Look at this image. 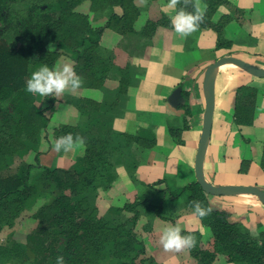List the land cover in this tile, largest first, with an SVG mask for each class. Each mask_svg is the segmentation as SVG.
Returning a JSON list of instances; mask_svg holds the SVG:
<instances>
[{
	"label": "trees",
	"instance_id": "16d2710c",
	"mask_svg": "<svg viewBox=\"0 0 264 264\" xmlns=\"http://www.w3.org/2000/svg\"><path fill=\"white\" fill-rule=\"evenodd\" d=\"M84 1L90 2L91 11L111 9L103 27L93 28L88 18L76 11ZM134 0H0V231L13 227L15 219L34 196L30 184L31 171L35 165L20 163L13 168L16 158H24L31 151L37 152L41 135L49 124L47 112L54 104L53 96L34 95L26 91V82L33 71L46 64L54 68L61 57L69 58L81 77L80 86L103 89L109 73L119 76L117 95H127L133 82L128 66L117 67L111 56L98 54V44L104 29L120 35L132 33L138 16ZM206 9L199 28H208L217 35L216 48H229L223 29L230 20L222 17L217 23L212 16L221 5L229 6L228 0H202ZM26 4V7H21ZM119 7L121 15L112 11ZM193 0H178L176 10L195 11ZM172 28L170 20L162 16L156 22L147 21L140 35L150 38L158 27ZM55 43L57 50L48 45ZM180 108L190 116L188 94ZM257 90L242 85L234 97V123L237 126L253 124ZM72 103L84 117L76 126L62 125L55 130V138L71 132L84 138L83 152L67 169L43 168L39 175L44 188H52L58 195L36 212L39 226L26 235V244L13 242L0 245V264L13 260L28 261L26 246L33 255L31 264H55L58 255L66 264H100L103 250L107 247L116 258L133 256L120 264H153L145 257V247L139 240L135 226L141 210L166 219L165 206L184 198L186 208L193 210L192 202L200 201L211 211L199 218L212 235L210 248L201 247V235L197 231H182L195 237V246L188 249L189 255L198 264H212L218 254L233 264H264V229L259 228V239L242 232L236 223L227 220L225 212L211 207L207 194L196 182L178 189H170L166 179L147 186V193L123 207H112L102 216L97 215L94 204L97 191L107 190L116 180V167L122 165L131 178L137 163L131 155V147L137 144L151 148L155 134L143 129L137 135L117 133L112 122L119 113L113 105L105 106L84 99ZM38 104H44L39 107ZM184 128H188L185 124ZM181 129L169 127V134L177 143ZM38 155L35 156L37 161ZM260 166L264 173V155ZM248 160H242L239 172H247ZM165 184L158 190L155 186ZM132 213L124 221L122 213ZM140 256L139 262L135 257Z\"/></svg>",
	"mask_w": 264,
	"mask_h": 264
},
{
	"label": "crops",
	"instance_id": "0c3cea01",
	"mask_svg": "<svg viewBox=\"0 0 264 264\" xmlns=\"http://www.w3.org/2000/svg\"><path fill=\"white\" fill-rule=\"evenodd\" d=\"M193 1L205 11L206 6L202 0ZM228 1L231 5L219 6L212 16V22L217 23L225 16L230 18L224 26L223 37L231 46L217 49V35L208 28H198L182 36L174 31L173 26H160L150 38L142 37L140 33L147 21L156 22L166 16L171 22L177 10L167 7L168 0H134L138 9L134 32L120 35L111 29H104L98 44L101 57L111 56L117 67L128 66L132 72L133 82L127 95L118 97L119 76L109 73L103 89L80 86L53 96L54 104L47 112L49 124L41 135L37 155L46 142L47 132L55 133L62 125L74 127L83 120L84 117L72 101L90 100L105 106H115L114 112L119 113L112 122L115 132L137 135L139 131L148 129L155 134V144L151 148L132 145L131 155L137 163L132 172L133 177L122 165H118L116 180L107 190H99L103 198L101 202L106 208L123 207L124 204L134 202L137 197L147 193L148 185L163 179L168 181L172 190L195 182L194 161L205 109L204 70L224 56L236 57L264 68V0ZM87 3V11H76L87 16L91 27H103L111 12L110 7L94 12L90 10V2ZM112 11L117 15L122 13L119 7H113ZM62 58L68 59L73 66L69 58L61 57L55 67ZM242 85L257 90L251 126H237L234 123L235 91ZM177 88L181 90L180 102L177 108H173L168 98ZM182 93L188 94L189 117L180 108L185 101ZM53 119H56L58 125H53ZM185 124L188 128H184ZM169 127L181 129L182 144L171 137ZM83 148L64 154L53 151L52 147L49 153L54 156L58 154L55 166L44 167L67 169L82 154ZM263 155L264 78L253 77L231 64L224 65L217 69L215 75L214 112L203 161L204 178L214 186H256L264 189V173L260 166ZM242 160L249 161L245 173L238 171ZM164 188L163 183L155 186L158 190ZM207 199L213 209L227 214L229 222L236 223L242 232L259 239L258 225L264 229V206L257 197L207 195ZM165 211L166 219L155 217L144 210L140 212L135 232L144 244L145 257L151 259L153 264H198L189 255L188 249L180 252L165 251L160 243L162 230L179 224L182 231H197L201 235L203 249L210 248L213 242L210 230L194 215L193 210L186 208L184 202H169ZM212 264L233 263L218 254Z\"/></svg>",
	"mask_w": 264,
	"mask_h": 264
},
{
	"label": "clouds",
	"instance_id": "9594fccd",
	"mask_svg": "<svg viewBox=\"0 0 264 264\" xmlns=\"http://www.w3.org/2000/svg\"><path fill=\"white\" fill-rule=\"evenodd\" d=\"M178 0H168V8H176ZM204 19V10L199 6L195 11L189 12L181 8L176 11L171 18V24L176 33L187 36L196 31ZM82 83L81 77L77 74L72 63H64L63 66L50 68L44 64L37 70L33 71L26 82V91L34 95L59 96L66 90H75ZM84 138L79 134L73 135L71 132L56 138L53 151L67 154L84 145ZM193 213L198 218H203L211 211L210 208L202 205L200 201L192 202ZM160 243L165 251L180 252L184 249H191L195 246V237L192 235L182 234L179 224L165 227L160 236ZM55 264H66L65 258L58 255Z\"/></svg>",
	"mask_w": 264,
	"mask_h": 264
},
{
	"label": "rangeland",
	"instance_id": "374dc122",
	"mask_svg": "<svg viewBox=\"0 0 264 264\" xmlns=\"http://www.w3.org/2000/svg\"><path fill=\"white\" fill-rule=\"evenodd\" d=\"M88 2V1H87ZM84 2L82 5H79L76 10L77 11H87L88 3ZM21 7H26V4ZM48 49L57 50V45L55 43H51L48 45ZM239 59V58H238ZM242 60V59H241ZM64 61L62 64L61 62ZM70 62L68 59H61L58 63V66H62L64 63ZM71 63V62H70ZM39 107H44L45 105L38 104ZM53 125H58L56 123V119L52 120ZM68 123L72 124L73 121H69ZM50 134V135H49ZM46 133V142L44 145L40 147V153L38 155L37 161H35V156L37 155L36 151H31L24 158H16L13 162V168L17 167L20 163L24 164H32L35 165V169L31 171L30 184L33 185L34 196L31 201L28 202L25 209L20 213V215L15 219L13 227L4 228L0 231V245L7 246L11 245L13 242L26 244V235L35 230L39 226V221L36 218V212L42 206L49 204L57 195L58 192L53 190L52 188H44L40 182L39 175L42 173V169L44 166H55L56 156L58 154H50L52 151V144L55 142L54 133ZM83 147V146H82ZM80 147V149H82ZM103 198L99 195V191H97L96 199L94 200V204L97 208V215L102 216L105 213H108V210L112 207L106 208L105 204L101 202ZM179 202L183 203L184 198L181 197ZM120 208V207H119ZM132 213L123 212L121 220L124 221L128 217H132ZM113 253V250L111 251ZM110 250L106 247L103 250V256L100 264H120L121 262L129 261V258L133 256V252H130L126 257L116 258L111 254ZM26 254L28 256V261L22 260H13L6 262L5 264H31L33 260V255L28 250L26 246ZM140 256L135 257V262L138 263ZM148 264V263H147Z\"/></svg>",
	"mask_w": 264,
	"mask_h": 264
},
{
	"label": "water",
	"instance_id": "95a60500",
	"mask_svg": "<svg viewBox=\"0 0 264 264\" xmlns=\"http://www.w3.org/2000/svg\"><path fill=\"white\" fill-rule=\"evenodd\" d=\"M231 64L256 78H264V68L257 67L241 59L232 56H224L206 67L203 72V96L205 109L203 113L202 130L194 161L195 182L207 195L212 196H235L253 195L264 206V189L256 186H214L208 183L203 174V161L211 133V125L214 112V86L215 75L218 68ZM181 90L175 89L168 98L171 107L177 108L180 102Z\"/></svg>",
	"mask_w": 264,
	"mask_h": 264
}]
</instances>
